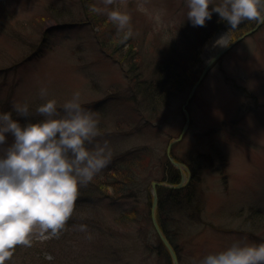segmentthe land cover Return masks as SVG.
I'll list each match as a JSON object with an SVG mask.
<instances>
[{
    "label": "rangeland",
    "instance_id": "374dc122",
    "mask_svg": "<svg viewBox=\"0 0 264 264\" xmlns=\"http://www.w3.org/2000/svg\"><path fill=\"white\" fill-rule=\"evenodd\" d=\"M93 2L103 7L102 0ZM140 3L146 12L138 10ZM221 3L211 0L210 10ZM107 7L130 14L135 63L148 82L155 79L166 49H183L190 41L177 36H190L200 27L187 18L186 0H117ZM87 9L86 0H0V113L11 112L25 125L44 119L36 108L46 100H56L59 109L79 92L82 107L98 121L97 140H107L113 151L99 173L108 182L107 191H115L107 169L116 158L133 151L147 154L134 168L137 197L111 199L92 180L98 188L90 182L79 189L73 215L59 237H34L31 247L17 246L5 264H170L157 250L148 194L152 181L162 182L176 170L167 167V148L185 126L182 107L195 76L190 74L182 92L171 83L156 102L145 100L124 74L130 62L125 63L128 46L122 35L115 25L99 26ZM185 22L192 28L184 30ZM247 25L244 21L232 31L223 23L203 47L195 75L202 74L207 50L219 35L228 32L225 43L230 44L254 28L244 29ZM42 88L48 92L44 98ZM25 103L31 116H16L14 104ZM188 110L190 126L173 155L188 167L193 160L203 167L189 182L194 205L167 212L166 230L180 264H192L235 242L264 243V24L209 69ZM13 139L7 135L9 145Z\"/></svg>",
    "mask_w": 264,
    "mask_h": 264
},
{
    "label": "clouds",
    "instance_id": "9594fccd",
    "mask_svg": "<svg viewBox=\"0 0 264 264\" xmlns=\"http://www.w3.org/2000/svg\"><path fill=\"white\" fill-rule=\"evenodd\" d=\"M102 3L103 7L89 5V12L106 14L117 35H122L121 42L129 40L133 36L130 14L118 7L108 10L117 0ZM210 4L211 0H186L193 26H205L213 12L232 31L244 21L264 23V0H222L211 10ZM137 7L147 11L143 3ZM155 19L159 22V15ZM47 95L42 88L41 98ZM13 108L18 117L31 116L26 103ZM36 114L44 119L21 125L11 112L0 113V264L11 260L17 246L31 247L34 237H59L73 215L79 189L87 187L113 155L107 140H97L98 121L82 107L79 92L59 109L56 100H46ZM8 134L14 138L10 145ZM77 227L87 231L86 225ZM192 264H264V243L235 242Z\"/></svg>",
    "mask_w": 264,
    "mask_h": 264
},
{
    "label": "trees",
    "instance_id": "16d2710c",
    "mask_svg": "<svg viewBox=\"0 0 264 264\" xmlns=\"http://www.w3.org/2000/svg\"><path fill=\"white\" fill-rule=\"evenodd\" d=\"M88 9L86 10L89 12V5L95 4L93 0H86ZM96 5V4H95ZM90 13V12H89ZM91 17H93L96 21L99 22V26L105 28L107 25L112 24L111 22H108V20L104 19L100 14L96 13H90ZM216 16L213 17L211 20H207L205 26H200L196 31L190 34V36L187 33L180 34L182 36H177L180 39H184L188 36L190 38L188 42H185L181 47L183 49L178 48H171L166 49L167 52L164 53V62H157V70L155 79L151 81H146L144 78V74L142 75V69L140 64L135 63L136 56H138V51H134V49L137 47L134 40L129 38V40L124 41L125 48L128 46L127 50H125V63H129L130 65L128 68L125 67V75L129 79L131 84H134L136 87V91L140 93V96H142L147 101H154L156 102L157 98L161 97L165 92H168L171 90V87L169 89V86L166 87L167 84L174 83L175 87L173 90H178L182 92V89L186 86L190 79V74L193 73L195 76L192 86L197 82L196 80L199 79V75H195V70L201 65V51L203 47L214 37V33H217L219 30V27L223 25V23L226 22V20H222L220 18V15L218 13L215 14ZM258 22L256 21H249V25L245 27L244 29H250L251 27H255ZM105 25V26H104ZM114 25V24H112ZM185 28L184 30L191 29L192 24L190 22H185V24H182ZM111 28V27H110ZM113 28V27H112ZM116 28V26L114 27ZM117 29V28H116ZM221 29V27H220ZM119 42V41H118ZM123 43V42H122ZM127 45V46H126ZM185 45V46H184ZM116 49H121V46H117ZM120 52V51H119ZM134 61V62H133ZM190 82V83H191ZM138 93V94H139ZM137 92L134 95L135 99L137 98ZM145 155H147L144 152L141 151H133L128 154L122 155L119 158H116V160L113 162V164L110 166L108 170H110V174L108 179L110 178V183L112 187L115 189L113 193H110L108 190V182L107 180L102 182L99 177L100 174H97L94 177V181H96L97 186L99 188L103 187L105 188L104 193L109 196L111 199H119L121 197H128V198H136V190L135 182L138 179V175L135 173V169L138 165L139 161H144ZM204 156L199 157V160H201ZM142 165V163H139ZM168 168L174 167L169 163L167 165ZM189 167L192 171V177L193 175H196L200 169L203 167L200 165V162L197 160H193L191 164H189ZM141 168V167H139ZM169 169V170H170ZM170 172V171H169ZM174 174L170 172V175H167L164 179V182L172 183V184H178L181 180L180 173L177 170H173ZM113 175V176H112ZM92 183V182H91ZM107 183V185H106ZM94 184V182L92 183ZM151 184V183H150ZM95 185V184H94ZM96 186V185H95ZM96 186V187H97ZM192 185L189 183L185 188L179 189V190H170V189H164L159 188V198H160V204L158 209V220L159 224L161 226V229H163L165 235L169 238V241H171L172 245L174 246L173 240L169 236V233L167 232V224L169 223V215L167 214L168 210L171 209L174 206H180L181 208L188 204V206L194 205L196 201V195L193 192ZM97 187V188H98ZM148 190V189H147ZM150 199V204L152 203V196L151 194H148ZM125 217V212H124ZM159 216L164 218H159ZM127 217H131V214L128 213ZM154 227V226H153ZM155 230V229H154ZM153 230V231H154ZM156 234V231H154ZM157 235V234H156ZM158 237V235H157ZM159 239V237H158ZM159 245H158V252L164 253L167 258H169V254L165 246L162 244L161 240L159 239ZM175 251L177 250L174 246ZM171 261V260H170ZM171 264V262H170Z\"/></svg>",
    "mask_w": 264,
    "mask_h": 264
},
{
    "label": "water",
    "instance_id": "95a60500",
    "mask_svg": "<svg viewBox=\"0 0 264 264\" xmlns=\"http://www.w3.org/2000/svg\"><path fill=\"white\" fill-rule=\"evenodd\" d=\"M262 24H264V23H257V25L254 28L245 32L244 34L239 36L236 40H233L230 44L224 43L222 45V47H220V49L212 57L208 58L202 74L200 75L199 79L197 80V82L193 86L192 90L190 91V94H189L187 100L183 104L182 108H183V111H184L185 116H186V123H185L183 130H182V133L180 134V136L178 138L172 139L168 145V148H167V157H168L169 163L181 173V176H180L181 181L178 184H170V183L158 182V181H153L151 183V188H150L151 189V195H152V205H151V209H150L151 210V219H152L153 226L155 228L154 231H156L159 239L161 240L162 244L165 246V248L168 251V254H169V257L171 260V264H180V260L178 257V253L175 251V248L173 247V245L169 241V238L165 235L163 229H161V226L159 224V220H158V216H157L159 203H160L158 188H166V189H171V190L183 189L189 184V182L192 178L191 170L189 169V167L184 163L176 161L175 158L172 156L173 155L172 154L173 147L183 140V138L185 137V135L189 129V126H190L191 118H190L188 106H189L190 102L193 100L200 84L203 82L207 73L209 72V69H211V67L215 63H217V61H219L227 52H229L232 48H234L236 45H238L244 39H246L247 36L249 37V35L256 33L262 27Z\"/></svg>",
    "mask_w": 264,
    "mask_h": 264
},
{
    "label": "bare ground",
    "instance_id": "6f19581e",
    "mask_svg": "<svg viewBox=\"0 0 264 264\" xmlns=\"http://www.w3.org/2000/svg\"><path fill=\"white\" fill-rule=\"evenodd\" d=\"M229 33L223 32L221 35H219L216 40L209 46L206 57L210 58L212 57L219 49L222 47V45L225 43V40L228 39Z\"/></svg>",
    "mask_w": 264,
    "mask_h": 264
}]
</instances>
